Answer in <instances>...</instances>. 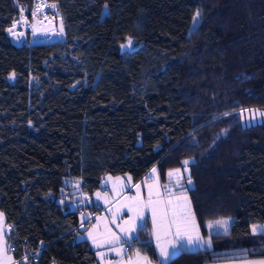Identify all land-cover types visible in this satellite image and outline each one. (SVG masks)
<instances>
[{
  "label": "trees",
  "instance_id": "trees-1",
  "mask_svg": "<svg viewBox=\"0 0 264 264\" xmlns=\"http://www.w3.org/2000/svg\"><path fill=\"white\" fill-rule=\"evenodd\" d=\"M48 1L65 40L15 45L7 28L34 0H0V210L15 257L95 264L76 237L84 210H99L92 194L107 174L137 181L152 166L187 193L212 247L162 262L146 215L129 251L159 264L263 255L264 0ZM250 108L263 118L245 123Z\"/></svg>",
  "mask_w": 264,
  "mask_h": 264
},
{
  "label": "crops",
  "instance_id": "crops-1",
  "mask_svg": "<svg viewBox=\"0 0 264 264\" xmlns=\"http://www.w3.org/2000/svg\"><path fill=\"white\" fill-rule=\"evenodd\" d=\"M153 169L156 171L153 172ZM176 169H179V173L175 171ZM170 171L172 172L171 177L168 175ZM181 174V168L171 169L167 172V180L170 183L179 181L182 178ZM103 184H106L109 189H97L91 196L92 204L99 208L98 212L90 220L89 224L80 229L76 235L78 239L87 240L93 248L96 258L95 264H159V262L152 260L147 253L139 249L129 251L131 238L135 235L139 223L146 215L150 218L155 249L162 262L167 260L160 255V249L157 247V233L160 237V245L162 247L167 246L171 250L169 242L172 241L173 236L167 235L165 229L173 219L174 213L178 214L179 218H186L189 226L193 228V235L195 236L196 232H198L202 238L198 245H187L185 242L183 248L212 247V240L209 237H203L199 231L191 211L187 193L185 191H174L171 186V188H168L164 185L155 166L147 170L137 181H134L129 174H107L103 178ZM150 191L152 194L151 203H149ZM98 193L99 198L97 196ZM187 203L188 205H186ZM181 204L184 205V210L182 209L183 206L180 207ZM154 209L156 212V226L153 224ZM0 213L3 214V220L0 222V264H18L15 254L9 251L7 247V217L2 210H0ZM133 219H135V230L129 231L128 229ZM253 226V233H262L261 230L264 229V225L256 224V226ZM254 228H256L255 232L253 231ZM172 232L174 234V228ZM252 261H261L259 264H264V254L221 259L210 261L206 264H250L254 263Z\"/></svg>",
  "mask_w": 264,
  "mask_h": 264
},
{
  "label": "snow or ice",
  "instance_id": "snow-or-ice-1",
  "mask_svg": "<svg viewBox=\"0 0 264 264\" xmlns=\"http://www.w3.org/2000/svg\"><path fill=\"white\" fill-rule=\"evenodd\" d=\"M55 5H53L54 7ZM200 13L197 12L194 17H193V28H197L198 27V17H199ZM13 27H15V25H13ZM8 31H12V29H8ZM225 115H227V113H225ZM183 164L185 166H187L189 164L188 160L183 161ZM156 170L153 169V172H155ZM177 173H179V169L175 170ZM169 177L172 176V172L170 171L168 173ZM189 183H191V179L189 177ZM137 187H139L137 185ZM139 195V194H138ZM151 191L149 192V203H151ZM98 198H99V193L97 194ZM169 203H171V201H169ZM131 210V209H130ZM3 220V214L0 213V222H2ZM127 223V222H126ZM219 224L226 226L227 225V221H218ZM153 224L154 226L157 225L156 222V212L155 209L153 210ZM175 229V232L173 234L172 229ZM129 231H134L135 230V219H133L131 221V225L130 228L128 229ZM253 231L255 232L256 229L254 228ZM262 232H264V229L261 230ZM165 232L167 235H172L173 239L172 241L169 242L170 244V248L171 250H169V247L167 246H161L159 243V234L157 233V247L160 249V255L165 259V260H169L172 256L176 255V253L178 252L179 249L184 247L185 242L187 243V245H198L200 240L202 239L199 236V233L196 232L195 236L193 235V228L189 226V224L187 223L186 218H179L178 214L174 213L173 214V219L168 223ZM95 242V241H94ZM119 254V253H117ZM102 255V254H101ZM145 259L147 260V258L145 257Z\"/></svg>",
  "mask_w": 264,
  "mask_h": 264
},
{
  "label": "rangeland",
  "instance_id": "rangeland-1",
  "mask_svg": "<svg viewBox=\"0 0 264 264\" xmlns=\"http://www.w3.org/2000/svg\"><path fill=\"white\" fill-rule=\"evenodd\" d=\"M53 5H55V6L53 7ZM32 14H36L39 18L45 19V20L47 17L50 18L51 16H54V18H56L57 17V15H56V4L54 2L50 4L48 0H45V1L44 0H39V1L34 0V7H33V10L31 11V16H32ZM17 23H24V25H26L27 28L25 29V31H26V41L27 42H30V40L33 38H37V37L41 36V35L35 36L33 34L32 30L30 29L31 17H28L26 15L25 11L21 9L17 18H15L13 20V22L11 23V25L7 28V33L11 37V39L13 38L12 36L15 33V31H13V29H12V28H14L13 25H15ZM10 28L12 29L11 32L8 31V29H10ZM18 31L22 32V31H24V29H21V30L18 29L17 32ZM27 32H29V34ZM134 40L135 39L131 38V37L127 38L126 41L121 45V49L122 50L132 49L133 45H134ZM239 116L245 123H252V122H255L257 120H261L263 118L262 117L263 116V110L260 108H250V109H246V110H241L239 112ZM221 133L224 134V129L221 131ZM181 176H182V174H181ZM186 205H188V203ZM182 206H183L182 209L184 210V205L181 204L180 207H182ZM224 220H227V218H224L220 221H224ZM215 222H217V221H210V223H209L210 227L214 226ZM254 226H256V225H254ZM247 262H249V261H247ZM252 262H254L255 264H259V262H261V261H258V262L252 261ZM254 263H250V264H254Z\"/></svg>",
  "mask_w": 264,
  "mask_h": 264
},
{
  "label": "water",
  "instance_id": "water-1",
  "mask_svg": "<svg viewBox=\"0 0 264 264\" xmlns=\"http://www.w3.org/2000/svg\"><path fill=\"white\" fill-rule=\"evenodd\" d=\"M40 18L36 14L31 16L30 29L34 35H44L30 40V43L42 44L53 41L65 40V31L62 18L60 16L56 17V20L46 19L44 26L40 23ZM53 31V32H52ZM11 41L15 45H21L23 41H26V31L24 30L23 37L21 35H14Z\"/></svg>",
  "mask_w": 264,
  "mask_h": 264
},
{
  "label": "built area",
  "instance_id": "built-area-1",
  "mask_svg": "<svg viewBox=\"0 0 264 264\" xmlns=\"http://www.w3.org/2000/svg\"><path fill=\"white\" fill-rule=\"evenodd\" d=\"M46 19H51L53 21L56 20V18H54V16H51L50 18L47 17ZM41 36H44V35H41ZM22 43H28V42L27 41H23ZM104 189L108 190L109 188H108V186L105 185ZM80 199H81V203H82V207H83L85 205V202H86V195L84 193H82V192L80 194ZM96 213L97 212H87V210H84L85 218H84L83 223H88L95 216ZM11 227H12L11 225H8L7 229H10ZM7 247H8L9 251L13 252L12 246L7 245ZM15 258H16V262L18 264H37V261L34 258L32 251H23L19 256L15 257Z\"/></svg>",
  "mask_w": 264,
  "mask_h": 264
},
{
  "label": "bare ground",
  "instance_id": "bare-ground-1",
  "mask_svg": "<svg viewBox=\"0 0 264 264\" xmlns=\"http://www.w3.org/2000/svg\"><path fill=\"white\" fill-rule=\"evenodd\" d=\"M45 21H46L45 19H41V18H40V22H39V23H40L42 26H44ZM26 28H27V27H26V25H24V23H17V24H15V27L12 28L13 31H15V33L13 34V36H14V35H21V36L23 37V35H24V31H22V32H19V31H18V32H17V30H18V29H20V30H21V29H24V30H25ZM52 32H53V31H52Z\"/></svg>",
  "mask_w": 264,
  "mask_h": 264
}]
</instances>
